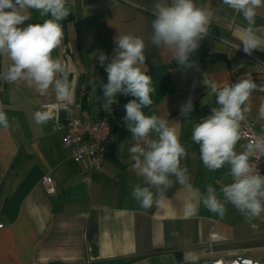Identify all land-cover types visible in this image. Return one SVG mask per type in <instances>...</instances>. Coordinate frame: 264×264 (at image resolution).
Returning <instances> with one entry per match:
<instances>
[{
  "label": "crops",
  "instance_id": "crops-1",
  "mask_svg": "<svg viewBox=\"0 0 264 264\" xmlns=\"http://www.w3.org/2000/svg\"><path fill=\"white\" fill-rule=\"evenodd\" d=\"M156 0H67L71 13L61 21V45L52 52L66 69L71 102L58 99L51 89L40 96L34 87L6 81L3 74L12 63L0 55V111L8 116L9 127L0 126V264H197L209 234L216 256H245L264 264V216L245 218L226 203L223 218L202 203L196 215H189V192L174 184L159 203L144 209L132 197L134 185L143 184L136 175L127 148L134 143L123 117L124 105L134 99L118 95L110 111L102 107L100 83H107L100 53L116 55L113 37L118 33L143 38L146 60L138 65L151 77L152 105L146 115H157L174 127L187 152L181 161L190 183L201 193L211 185L223 202V187L229 184V166L210 171L200 159V146L192 141V130L216 107V97L204 80L223 86L250 75L257 87L249 101L245 119L255 132L264 135V51L243 52L241 29L247 27L242 15L223 0H194L214 14L209 33L190 55L193 67H182L172 52L156 48L150 40L152 7ZM29 23H43L50 16L30 10ZM256 24L264 25V6L257 10ZM240 48L236 49V45ZM191 97L193 110L185 117L180 107ZM99 98V99H98ZM63 102L75 117L89 121L109 115L114 124V141L99 167L87 160L75 162L62 147V132L53 119L37 124L34 114L44 103ZM244 119V120H245ZM239 141L235 146L238 153ZM53 181L47 194L42 178ZM172 179H175L174 177Z\"/></svg>",
  "mask_w": 264,
  "mask_h": 264
},
{
  "label": "clouds",
  "instance_id": "clouds-1",
  "mask_svg": "<svg viewBox=\"0 0 264 264\" xmlns=\"http://www.w3.org/2000/svg\"><path fill=\"white\" fill-rule=\"evenodd\" d=\"M223 3L247 22V27L240 30L243 52L251 55L257 49L264 51V25L256 24L257 10L264 6V0H223ZM66 5L67 0H0V55H7L12 62L3 74L6 81L34 87L40 96L48 95L51 89L58 99L71 102L66 69L52 56L63 39L61 21L71 13ZM30 10L50 18L43 23L19 27L31 19ZM213 14L210 9L197 6L194 0H156L152 7L151 43L172 52L173 60L180 66L193 67L190 55L208 35ZM113 40L116 55L110 58L100 53L98 56L101 66L108 61L105 67L107 83H100L104 98L102 107L110 111V106L118 103V95L134 97L124 105L123 120L134 141L127 148L128 160L132 161L144 186L134 185L132 197L142 208L150 209L154 202H160L158 197L178 183L189 192L186 205L189 215H196L201 203L221 218L226 213V203L232 204L248 220L264 212V175L257 173L250 163L252 154L264 156V135L249 142L244 152L235 151L241 139V122L250 112L247 102L257 87L252 77L246 75L223 86L203 81L215 95L217 106L194 126L191 139L199 144L200 159L208 170L216 171L225 165L230 168L232 183L223 187L222 202L211 185L207 186L206 193L191 185L188 168L181 166L187 152L175 128L167 120L143 111L153 103L151 77L138 66L146 60L143 38L118 33ZM239 48L237 44L236 49ZM192 110L189 97L181 105L180 113L187 117ZM34 119L37 124H44L53 119V114L37 111ZM0 126L9 127L4 111H0Z\"/></svg>",
  "mask_w": 264,
  "mask_h": 264
},
{
  "label": "built area",
  "instance_id": "built-area-1",
  "mask_svg": "<svg viewBox=\"0 0 264 264\" xmlns=\"http://www.w3.org/2000/svg\"><path fill=\"white\" fill-rule=\"evenodd\" d=\"M264 68V64H262ZM43 111H62L63 117L59 121L52 123L54 131L62 132V147L70 151L71 158L75 162H84L87 160L90 167H99L102 159L108 152L114 141L113 122L109 115H100L96 120L89 121L84 117H75L70 106L63 102H53L41 104ZM240 135L238 154L245 151L247 144L253 141L259 135L255 132L253 122L243 120L240 125ZM250 163L257 173L264 175V156L252 154ZM47 194L53 193V181L49 176L42 178ZM232 183V177L229 184ZM264 216V212H261ZM4 224L0 220V229ZM219 237L209 234V241L204 245L202 255L197 264H261L245 256H216L213 250L214 243Z\"/></svg>",
  "mask_w": 264,
  "mask_h": 264
}]
</instances>
